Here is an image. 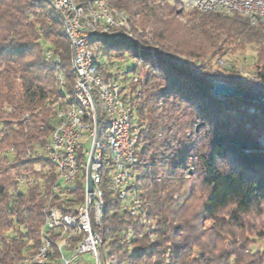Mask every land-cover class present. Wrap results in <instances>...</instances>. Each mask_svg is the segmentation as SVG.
Wrapping results in <instances>:
<instances>
[{
    "label": "trees",
    "instance_id": "16d2710c",
    "mask_svg": "<svg viewBox=\"0 0 264 264\" xmlns=\"http://www.w3.org/2000/svg\"><path fill=\"white\" fill-rule=\"evenodd\" d=\"M51 1L0 0V264H20L40 245L43 190L57 172L38 148L56 110L75 101L71 43ZM108 2L128 17L132 38L101 27L90 49L106 81L119 77L107 59L136 62L123 78L139 77L130 96L134 120L146 126L136 158L151 221L135 222L107 200L97 232L111 264H264V252L246 253L245 242L246 218L264 206V22L196 9L185 19L184 0ZM249 49L253 79L234 59ZM230 57L229 67L215 66ZM218 83L259 99L214 95Z\"/></svg>",
    "mask_w": 264,
    "mask_h": 264
},
{
    "label": "bare ground",
    "instance_id": "6f19581e",
    "mask_svg": "<svg viewBox=\"0 0 264 264\" xmlns=\"http://www.w3.org/2000/svg\"><path fill=\"white\" fill-rule=\"evenodd\" d=\"M212 3V5H195L196 11L213 12L230 15L239 13L249 18L253 24L264 22V1L263 0H204ZM52 6L60 14L63 19L66 35L71 43L72 48V64L74 75V96L75 101H68L63 108L56 110V118L58 120L53 129L49 141L43 147L44 155H47V150L56 149V141L58 139V129H65L63 133V140L58 142L59 153L63 156H70L71 162L75 168L72 170V182H77L76 198L72 203V211L65 213L63 219V229L75 230L79 241H73V250H80V243H86L89 240L90 228L89 221L86 220L85 215H78V221L72 222L75 218V213H80L82 207H87L90 201V193L88 192V172L91 171L90 158L82 156L81 146H74V137H72L73 126L75 122L82 118L84 124H79V133L81 136H75V144H92L95 141L97 165L95 167V184L96 195L100 202L101 214L99 216L100 226L102 225V215L107 207V196L111 201L118 203L119 210H123L126 215L132 218L135 222L144 221L147 225L151 224L149 220L148 210L140 196V187L138 179L140 173L138 171L136 150L142 135L145 132L146 126L134 120V114L137 109L138 97L130 96L131 93H124L126 91V81L119 78L117 80L106 81L104 75L100 71L98 61L95 59L91 49L90 42L97 34L98 30L103 27L105 31L114 29H124L129 34L130 24L129 19L125 13L113 7L108 0H91L86 6H78L74 0H63L64 9L71 10L73 21L79 24L82 30L87 31L91 36L83 37V44L86 50L87 57V81L89 84V92L92 98L93 106L90 104V96L83 92V69L77 61L78 37L72 34L67 25L65 16L60 12L55 0H52ZM101 17H109L103 19ZM224 64L223 61H221ZM125 71L121 72L123 77ZM133 76H131L132 78ZM129 78L128 80H131ZM112 79V78H111ZM58 83L63 89L67 84V78L63 73L59 74ZM102 107V110H101ZM100 108V110H99ZM71 110L75 112H71ZM71 112V116H68ZM100 114L104 116L105 127L109 140V148L112 157L110 165L112 166L113 179L106 182L107 191L102 188L104 175L102 171L103 165V150L100 142ZM116 117L120 118L119 129L124 130V135L127 142H130V157L131 161L127 163L126 171L122 172V181H130V185H124L122 192L115 193V178H116V164H118L119 153L118 137L116 128ZM86 126L88 127L86 130ZM141 138V139H140ZM57 172V180L61 178L60 165H54ZM108 179V178H107ZM106 179V180H107ZM84 191L81 193L78 189V183L82 184ZM43 196L46 200L45 220L43 227H49V210L53 206L55 210H62V194H55V182L46 191L43 190ZM148 239L154 242L155 236L150 230L147 232ZM134 235L130 231L129 240H133ZM40 245L32 254L26 255L20 264H27L35 258H42L45 253V246L50 253V259H58L60 261H67V254L63 250V246L58 239H53L51 235H47L45 228H42L40 235ZM100 245L104 248V243L100 238ZM130 247V245H129ZM105 264H111L112 258L104 250Z\"/></svg>",
    "mask_w": 264,
    "mask_h": 264
},
{
    "label": "built area",
    "instance_id": "2783aa9c",
    "mask_svg": "<svg viewBox=\"0 0 264 264\" xmlns=\"http://www.w3.org/2000/svg\"><path fill=\"white\" fill-rule=\"evenodd\" d=\"M60 12L65 16L67 25L69 26L72 34H76L78 37V49H77V61L81 69H83V92L90 96L89 84L87 81V57L86 50L83 44L84 36H91L87 31L82 30L79 24L73 21L70 9H64L63 0H55ZM195 5H212V3L204 0H194ZM103 19L110 20L109 17H101ZM123 72V71H122ZM139 77H132L131 80H126V91L124 93H131L132 87L137 83ZM90 104L93 106L92 98L90 96ZM53 107V105H52ZM71 112H75L71 110ZM71 112H68V116H71ZM57 121H63L58 120ZM120 118L116 117V128L118 137V148L116 150L119 153L118 164L114 168L116 170L115 178V193L122 192L124 185H130V181H122V172L126 171V166L130 157V142H127V138L124 135V130L119 129ZM79 124H84L82 118H79L78 122H75L73 126L72 137H74V146H81L82 156L90 158L91 167V180L93 183V193H90V201L87 207H82L80 213H75V218H72V222L78 221V215H85L86 220L89 221L90 236L86 243H80V250H73V241H79L75 230L63 229V219H65V213L72 211V203L76 198L77 182H72V170L75 168L71 162V150L70 156H63V153H59L58 142L63 140V133L65 129H58V139L56 141V149L47 150V155H43L49 165H60L61 178L55 181V194H62V210H55L53 206L48 208L49 210V227L45 228L47 235H51L53 239H58L63 246L64 252L67 254V261H60L58 259H50V253L45 246V253L42 258H35L32 261H28L27 264H105L104 248L100 245L101 235L97 232V228L100 227L99 216L101 214L100 202L96 195L95 184V167L97 165L96 145L95 141L92 144H75V136H81L79 133ZM86 126V130H87ZM35 170L38 173L44 175L46 172H50L51 168L47 167V171H40V168ZM31 181V179H30ZM20 188L24 185V180H19ZM123 212V210H119ZM134 244H131L129 250L133 249Z\"/></svg>",
    "mask_w": 264,
    "mask_h": 264
},
{
    "label": "rangeland",
    "instance_id": "374dc122",
    "mask_svg": "<svg viewBox=\"0 0 264 264\" xmlns=\"http://www.w3.org/2000/svg\"><path fill=\"white\" fill-rule=\"evenodd\" d=\"M193 1L194 0H184V18L187 19L189 16V11L190 10H195L193 8ZM130 31H131V27H130ZM128 39L132 38L131 34H128ZM253 51L252 50H248L246 53H244L243 57H241L240 55H238L235 58H238L239 63L236 65V68H243L245 73H247V76H249L251 79H253V75H252V56H253ZM246 57V58H245ZM106 66H109L110 69V73H112L113 75H119L118 79L120 78L121 81L122 80H127L128 77H121V72L126 70H130V68H132L135 65V60L129 55V54H125L124 58L122 60H117V59H113L110 58V60H106ZM221 61L224 62V64L221 63ZM233 61V58H223L220 61H217V65L215 66H221V67H226V66H230V62ZM142 71L143 73H145L146 71L150 70V68H148L146 65H142ZM132 76V74H130ZM130 77V76H129ZM135 77H138V74L135 75ZM102 110V107H101ZM200 128L198 129L199 132ZM107 131H106V127L105 129L103 128L101 131V137H100V142H101V148L104 152L103 154V165H104V169L102 171V174L104 175L103 178H108L107 182L110 181V179H113L114 174H112L111 170H112V166L110 165L111 161H112V157H111V153H110V148H109V140H108V135H107ZM51 135V134H50ZM50 139V136H49ZM43 149V146L38 148V152L41 154ZM37 167H42L40 165H38ZM44 170V169H43ZM204 197V196H203ZM108 201H111L109 197H107ZM247 223H248V228L246 230L245 233V242L247 245V251L246 253H263L264 252V206L258 210V211H254L252 214H250L247 218ZM44 225V224H43ZM210 225V223H207V226ZM157 240V237L155 239V241ZM151 243V240L149 241ZM105 253L106 255L109 253V250L107 248H105Z\"/></svg>",
    "mask_w": 264,
    "mask_h": 264
},
{
    "label": "water",
    "instance_id": "95a60500",
    "mask_svg": "<svg viewBox=\"0 0 264 264\" xmlns=\"http://www.w3.org/2000/svg\"><path fill=\"white\" fill-rule=\"evenodd\" d=\"M213 93H214V95H217V96L245 97V98L256 99V100L259 99L256 95H254L252 93H248V92L240 90L236 87L224 85L221 83L215 84L213 86ZM200 126L201 125H197L196 131H198ZM88 192L93 193V183L91 180V171L90 170L88 172Z\"/></svg>",
    "mask_w": 264,
    "mask_h": 264
}]
</instances>
